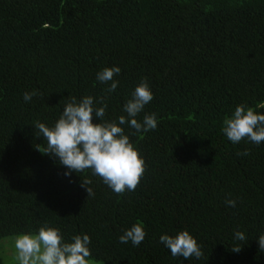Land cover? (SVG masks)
<instances>
[{
    "label": "trees",
    "instance_id": "obj_1",
    "mask_svg": "<svg viewBox=\"0 0 264 264\" xmlns=\"http://www.w3.org/2000/svg\"><path fill=\"white\" fill-rule=\"evenodd\" d=\"M113 66L121 72L105 119L127 116L146 78L154 99L137 120H158L137 135L121 126L146 165L123 195L91 170L65 176L38 151L47 141L35 128L54 125L72 96H105L110 83L96 75ZM34 89L43 95L25 103ZM240 104L264 114V0H0V241L47 223L66 242L89 235L98 264H264V142L232 144L221 132ZM136 222L144 241L120 243ZM182 230L201 259L172 257L159 242Z\"/></svg>",
    "mask_w": 264,
    "mask_h": 264
},
{
    "label": "clouds",
    "instance_id": "obj_2",
    "mask_svg": "<svg viewBox=\"0 0 264 264\" xmlns=\"http://www.w3.org/2000/svg\"><path fill=\"white\" fill-rule=\"evenodd\" d=\"M121 72L119 67L104 68L97 73L96 79L101 84H109L105 89V96L94 100L92 96H84L79 101L72 96L64 105L59 119L52 126H47L39 121L35 122L46 140V146L40 151L50 158H58V163L67 168L65 176L73 172L83 173L91 170L92 175L101 178L114 193L123 195L126 191H135L140 184L146 165L138 149L125 134L122 125H128L134 129L132 135L147 133L155 130L158 125L155 113L145 115L143 121L137 120V116L149 104L154 95L144 78L135 87L128 99L123 111L127 116L121 115L117 120L105 119L107 111V95L113 93L118 87L119 81L114 80ZM38 90L25 92L23 100L28 103L33 97L42 96ZM97 104L102 105L97 107ZM97 118L100 123H93ZM221 132L232 144H239L247 140L256 145L264 142V114L245 104L235 107L231 117L223 120ZM250 152L246 149L237 152L238 156H247ZM91 179L81 180L83 187L89 196H94ZM237 201L226 199L225 204L235 208ZM147 233L140 222L134 223L129 229H125L119 237V242L126 244L129 241L134 247H138L145 239ZM238 241H245L243 232L234 234ZM15 261L17 264H98L91 259V239L87 234L74 235L71 242H66L58 227H50L46 223L41 226L38 233L18 234L14 238ZM159 242L170 250L172 257H183L184 260L201 259L204 255L202 246L187 231H179L175 236L161 235ZM259 251L264 252V234L258 237ZM242 247H231V251L239 253Z\"/></svg>",
    "mask_w": 264,
    "mask_h": 264
},
{
    "label": "rangeland",
    "instance_id": "obj_3",
    "mask_svg": "<svg viewBox=\"0 0 264 264\" xmlns=\"http://www.w3.org/2000/svg\"><path fill=\"white\" fill-rule=\"evenodd\" d=\"M14 237H7L0 241V264H17L15 261Z\"/></svg>",
    "mask_w": 264,
    "mask_h": 264
}]
</instances>
